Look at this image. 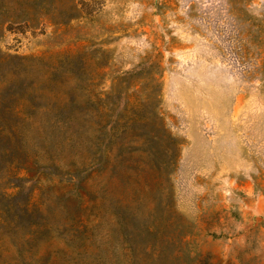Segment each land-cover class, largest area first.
<instances>
[{
    "label": "rangeland",
    "instance_id": "374dc122",
    "mask_svg": "<svg viewBox=\"0 0 264 264\" xmlns=\"http://www.w3.org/2000/svg\"><path fill=\"white\" fill-rule=\"evenodd\" d=\"M22 3L0 26V264H264V0Z\"/></svg>",
    "mask_w": 264,
    "mask_h": 264
},
{
    "label": "trees",
    "instance_id": "16d2710c",
    "mask_svg": "<svg viewBox=\"0 0 264 264\" xmlns=\"http://www.w3.org/2000/svg\"><path fill=\"white\" fill-rule=\"evenodd\" d=\"M23 0H14L13 3L17 6L13 7V4L9 3L7 0H0V26L3 24L4 21H16V20H24L27 21L29 18L26 15V13H22V9L20 10V7L22 8ZM34 5L38 7H48L52 5V0H33ZM11 99L15 101L16 107L13 109L16 114H22L23 119L22 121H28L31 117L30 114H26V112L32 110H37L38 108H34L33 106V99L31 98L28 93H26L25 90L19 89L18 92L14 93L10 96ZM9 102H6L5 99L0 98V108L4 107L6 108ZM5 115L0 117V120L2 121ZM71 118H69L70 120ZM119 122H124L122 119L119 120ZM149 126L151 127V132L148 134V138L150 142L152 141H158L162 144L166 145V159L168 163L172 162L173 160V152H171L170 147L172 144H174V141L167 137L165 134H163L162 129L159 124V119L157 115H153V118L149 121ZM120 124H117L116 126H110L108 127V124L103 127L102 133H103V142L101 145V153L98 155L95 153L91 161L89 162L88 166L85 167L83 170V173H92L95 170H97L100 167L106 166L108 164V158L110 156L111 150L109 149L111 145L117 140L118 137H120ZM106 136V137H105ZM123 145L120 143L116 144V148H122ZM169 154V157H168ZM112 167V164L111 166ZM48 169L47 167H44V170ZM26 174H28V169H25ZM23 179H27L26 177ZM77 179V178H75ZM83 182H80L79 188H82ZM77 185H75L76 187ZM76 190V189H74ZM160 255L157 254L156 258H159Z\"/></svg>",
    "mask_w": 264,
    "mask_h": 264
}]
</instances>
